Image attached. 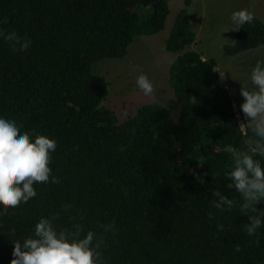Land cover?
Returning <instances> with one entry per match:
<instances>
[{
	"label": "trees",
	"instance_id": "16d2710c",
	"mask_svg": "<svg viewBox=\"0 0 264 264\" xmlns=\"http://www.w3.org/2000/svg\"><path fill=\"white\" fill-rule=\"evenodd\" d=\"M192 2L184 0L165 40L166 51L178 54L168 78L177 116L155 101L120 122L104 104L109 81L93 65L125 58L134 40L163 30L169 0H0V30L32 41L14 53L0 39V116L56 140L50 167L60 180L35 184L36 197L0 211V264L13 259L12 241L62 204L71 208L56 223L105 235L107 264H264V228L254 237L243 231L241 196L224 175L231 157L223 148L246 150L247 128L217 59L191 48ZM255 17L225 53L264 45V21ZM212 192L233 208L214 209ZM111 221L114 236L98 227Z\"/></svg>",
	"mask_w": 264,
	"mask_h": 264
},
{
	"label": "clouds",
	"instance_id": "9594fccd",
	"mask_svg": "<svg viewBox=\"0 0 264 264\" xmlns=\"http://www.w3.org/2000/svg\"><path fill=\"white\" fill-rule=\"evenodd\" d=\"M255 18L253 11L241 9L233 11L229 21L238 30L251 24ZM0 39L7 42L14 53L25 52L32 44L29 38L14 30H0ZM250 81L251 90L240 88L243 102L239 109L245 121L241 125L247 128L243 140L246 150L226 144L223 151L231 157L224 175L241 196L240 213L248 217L242 229L247 236L254 237L264 228V208H257L264 200V165L256 158L264 157V60L256 61L250 72ZM135 85L144 96H153V82L146 74L140 73ZM56 148L55 139L22 131L16 121L0 116V211L15 209L36 197L35 184L60 183L50 167L51 154ZM212 197L214 209L223 212L233 208L232 201L222 193L212 192ZM70 208L71 204H62L58 211L39 218L30 236L12 241L10 264H107L102 250L105 235L85 230L78 222L69 226L56 223L61 212L67 213ZM72 220L75 221V217ZM98 227L103 234L114 236L116 233L114 221ZM217 228L223 230L224 226L218 224ZM12 232L14 234L15 230ZM255 243L258 244L259 240ZM235 250L239 251V246Z\"/></svg>",
	"mask_w": 264,
	"mask_h": 264
},
{
	"label": "rangeland",
	"instance_id": "374dc122",
	"mask_svg": "<svg viewBox=\"0 0 264 264\" xmlns=\"http://www.w3.org/2000/svg\"><path fill=\"white\" fill-rule=\"evenodd\" d=\"M183 2L169 0L170 13L164 29L134 40L125 58H105L93 65V72L105 76L109 81L104 104L116 112L120 122L133 116L139 106L155 101L170 107L173 115L177 116L179 107L174 102L168 78L170 65L178 54L166 51L165 40ZM241 9L253 11L264 21V0H193L189 15L196 32V42L191 48L201 53L203 58L217 59V68L221 75L224 74L222 79L237 112L242 116L241 123H245L239 109L243 102L240 88L252 89L250 72L257 60H264V45L235 55H228L223 50L224 44L234 41L237 32L229 16ZM140 73L146 74L153 82V96H144L136 87L135 80Z\"/></svg>",
	"mask_w": 264,
	"mask_h": 264
},
{
	"label": "built area",
	"instance_id": "2783aa9c",
	"mask_svg": "<svg viewBox=\"0 0 264 264\" xmlns=\"http://www.w3.org/2000/svg\"><path fill=\"white\" fill-rule=\"evenodd\" d=\"M234 107H235V105H234ZM235 111H236V114H237V117H238V120H239V125H240L241 129L244 130L245 125H241V124H243V123H241L243 121L242 120V116L239 115V113L237 112L236 108H235Z\"/></svg>",
	"mask_w": 264,
	"mask_h": 264
}]
</instances>
